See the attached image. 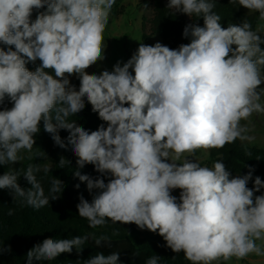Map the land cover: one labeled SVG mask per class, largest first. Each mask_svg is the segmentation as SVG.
<instances>
[{
  "label": "clouds",
  "instance_id": "clouds-1",
  "mask_svg": "<svg viewBox=\"0 0 264 264\" xmlns=\"http://www.w3.org/2000/svg\"><path fill=\"white\" fill-rule=\"evenodd\" d=\"M115 2L0 0V165L31 152L43 123L55 145L70 147L77 157L74 176L95 190L91 202L81 195L76 205L89 227L134 223L158 233L191 264L264 257V180L253 177L251 165L233 176L222 160L209 168L195 158L198 150L250 139L241 121L264 114V0H230L258 13L255 29L247 19L222 27L213 0H168V9L193 21L182 33L189 43L175 49L140 43L126 62L89 74L105 59L104 32ZM194 16L203 18V26ZM37 60L39 66L29 70ZM85 98L103 122L96 130L69 122L85 108ZM5 100L10 108L3 107ZM61 129L69 133L66 143ZM87 164L100 175L82 174ZM39 171L38 165L27 167L22 176L31 187L24 188L9 167L0 175V189H9L14 201L45 207L59 198L64 183L53 179L46 196ZM88 238H45L28 250L25 264L53 261L73 248L80 252ZM5 251L11 247L0 246V255ZM159 259L152 256L146 264ZM83 264L122 262L119 252H98Z\"/></svg>",
  "mask_w": 264,
  "mask_h": 264
},
{
  "label": "trees",
  "instance_id": "trees-1",
  "mask_svg": "<svg viewBox=\"0 0 264 264\" xmlns=\"http://www.w3.org/2000/svg\"><path fill=\"white\" fill-rule=\"evenodd\" d=\"M215 7L213 9L221 16V25L227 28L229 23L239 24L247 19L252 23L253 29L259 23L258 13L245 14L237 3L230 0H213ZM35 12L33 13V19ZM196 23L203 26V18L193 17ZM193 21L184 14H175L173 10L168 9L162 0H154L153 17L149 24L150 35L157 36L161 44L172 49L180 44L189 43V39L183 37V28L186 24ZM146 36H143L145 40ZM41 62L27 65L29 70H35ZM264 74V69H262ZM79 89V79L71 81ZM3 107H11V103L5 100ZM69 122L76 121L85 129L96 130L103 123L98 114L91 111V105L85 98V108L76 115L70 116ZM68 131L61 129L59 135L66 141ZM36 144L33 146L39 153L35 157L26 160L18 168L14 169L20 174L19 183L21 187L29 188L26 179L22 176L29 165L40 168L35 175L42 184L45 195H49L51 181L59 178L64 183L63 190L58 193V199L50 201L49 205L40 209H34L28 206L22 200L14 201L13 195L9 189H0V246L11 247V251H5L0 255V264H25L26 254L35 244L42 242L45 238L67 239L79 235L88 236V240L81 246L83 249L77 252L73 248L71 253H62L53 261H45L43 264H83L90 257L98 252L108 255L112 252H119L120 262L122 264H146V261L159 255L158 264H191L186 260L183 253H174L166 247V241L158 234L147 229L141 230L134 223L120 224L107 221L104 225L97 228H91L85 218L78 214L76 205L79 203V197H83L89 202L92 201L95 190L90 193L87 190L86 182H80L74 176L77 169V157L71 151V148L63 149L55 145L51 134L43 129L36 134ZM210 155V161L207 167L211 168L217 160H222L232 175H244L248 172V165L255 168L253 177L260 176L264 180V149L257 146H250L241 143L237 139L234 143L226 144L220 149L207 150ZM46 156V157H45ZM47 158V159H45ZM65 162L61 165L60 159ZM46 162L48 164H46ZM69 162V163H68ZM50 168L45 172L44 168ZM9 170V165H0V175ZM82 174H89L92 177L100 175L94 170L91 164L85 165L79 169ZM79 184L80 187L75 186ZM248 187H252L249 182ZM264 192V190H261ZM180 190L175 189L172 195L179 197ZM261 193H256L259 195ZM9 209L13 210V215H9ZM107 236V242L102 246H97L95 238ZM40 264V262H35Z\"/></svg>",
  "mask_w": 264,
  "mask_h": 264
},
{
  "label": "rangeland",
  "instance_id": "rangeland-1",
  "mask_svg": "<svg viewBox=\"0 0 264 264\" xmlns=\"http://www.w3.org/2000/svg\"><path fill=\"white\" fill-rule=\"evenodd\" d=\"M162 1L167 5L168 0ZM153 2L154 0H116L104 32L105 59L88 68L87 72L89 74H98L104 69L111 70L118 60L126 62L137 50L140 43L149 45H154L156 42L161 43L159 37L150 35L149 22L153 17ZM240 8L245 14L254 13H249L242 6ZM260 34L264 37V31ZM143 36H146L145 40ZM76 78V76H72L70 80L73 81ZM261 102L264 103V97H262ZM241 124L247 126L248 131L245 135L250 137V139L241 140V143L264 149V114L254 113L249 120L241 121ZM38 153L34 148L31 152L22 151L20 161L9 165V167L14 170ZM195 158L199 160L202 166H206L210 161L208 151L203 149L195 153ZM181 160H183V157H181ZM46 164L48 163L46 162ZM217 264H264V257L251 254L242 260L233 258L230 261L217 262Z\"/></svg>",
  "mask_w": 264,
  "mask_h": 264
}]
</instances>
